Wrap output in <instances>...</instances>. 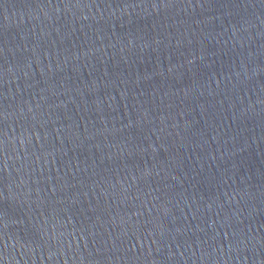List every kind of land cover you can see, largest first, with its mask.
I'll list each match as a JSON object with an SVG mask.
<instances>
[{
    "label": "water",
    "instance_id": "1",
    "mask_svg": "<svg viewBox=\"0 0 264 264\" xmlns=\"http://www.w3.org/2000/svg\"><path fill=\"white\" fill-rule=\"evenodd\" d=\"M0 264H264V0H0Z\"/></svg>",
    "mask_w": 264,
    "mask_h": 264
}]
</instances>
